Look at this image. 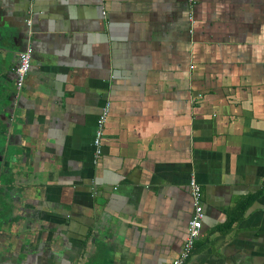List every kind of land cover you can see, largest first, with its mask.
I'll return each mask as SVG.
<instances>
[{"label": "crops", "instance_id": "0c3cea01", "mask_svg": "<svg viewBox=\"0 0 264 264\" xmlns=\"http://www.w3.org/2000/svg\"><path fill=\"white\" fill-rule=\"evenodd\" d=\"M0 122V264H172L191 178L185 264H264V0H0Z\"/></svg>", "mask_w": 264, "mask_h": 264}, {"label": "built area", "instance_id": "2783aa9c", "mask_svg": "<svg viewBox=\"0 0 264 264\" xmlns=\"http://www.w3.org/2000/svg\"><path fill=\"white\" fill-rule=\"evenodd\" d=\"M192 18V16H191ZM27 26H31V20L27 19ZM30 33V30L28 31ZM32 45L27 43L25 48L19 53V60L15 67V85L17 90H21L25 84L27 74L31 66ZM109 113V102H107L96 118L95 131L93 136V162L96 163L102 154V137L104 132V124ZM192 214L187 226V233L183 241L179 254L173 259L172 264H185L194 250L195 242L200 235L202 221L204 217V209L202 203L201 186L195 178H191L189 182Z\"/></svg>", "mask_w": 264, "mask_h": 264}, {"label": "trees", "instance_id": "16d2710c", "mask_svg": "<svg viewBox=\"0 0 264 264\" xmlns=\"http://www.w3.org/2000/svg\"><path fill=\"white\" fill-rule=\"evenodd\" d=\"M3 129H4V127H3V125L0 122V139H1V136H2V133H3ZM0 153H3V147L2 146H0Z\"/></svg>", "mask_w": 264, "mask_h": 264}]
</instances>
